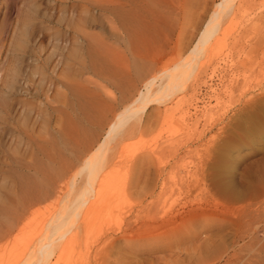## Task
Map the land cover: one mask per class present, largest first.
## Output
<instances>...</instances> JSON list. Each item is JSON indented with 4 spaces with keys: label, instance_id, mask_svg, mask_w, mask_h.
Returning <instances> with one entry per match:
<instances>
[{
    "label": "rangeland",
    "instance_id": "obj_1",
    "mask_svg": "<svg viewBox=\"0 0 264 264\" xmlns=\"http://www.w3.org/2000/svg\"><path fill=\"white\" fill-rule=\"evenodd\" d=\"M220 1L0 0V264L47 241L104 141L100 189L69 215L53 264H258L264 0H231L219 38L193 54ZM182 63L192 76L158 103L161 75ZM152 78L151 101L106 139Z\"/></svg>",
    "mask_w": 264,
    "mask_h": 264
},
{
    "label": "bare ground",
    "instance_id": "obj_2",
    "mask_svg": "<svg viewBox=\"0 0 264 264\" xmlns=\"http://www.w3.org/2000/svg\"><path fill=\"white\" fill-rule=\"evenodd\" d=\"M230 1L231 0H221L218 4H216L218 8L212 13L211 18L203 26V28L201 30V33H200V35L198 37L197 43L195 44V46L191 50V52L193 54L194 53L196 55L197 54H202V51H204L205 47L207 45H209V43L211 41H213L216 38V36H218V33H220V31H219L220 30L219 29V22L221 21V20H219L218 17L220 15V13H226V12H228L230 10V8L232 7L231 5H229ZM232 8H231V10H232ZM217 20H219V21H217ZM218 38H219V36H218ZM215 40H217V39H215ZM196 57L197 56H195V58ZM193 59H192V61H194ZM187 64H189V63H182V65L181 64L180 65L176 64V65H174L171 68V70L173 72L172 74L170 73V71L166 70V72H164L161 75L163 78L160 77V80H162L164 78L166 80H165L164 83L159 84V86H158V94H159V96H157V98L154 99L155 101H157L158 103H162L164 101L166 102V100L169 97H171L174 93H176L177 91L180 92V90H182V86L183 85H182V82H180V81H182L183 75H184L183 74L184 71L182 70V68L185 65L187 66ZM191 66L194 67V65H191ZM200 66H198V67H200ZM194 69H196V68L195 67L192 68L191 71L188 72V75L186 74L187 77H185L184 79H186V78L188 79L190 76H192L191 74L193 73ZM188 70L189 69H187V71ZM180 78H181V80H180ZM154 79L155 78H152L151 80H149L145 84V91H142V92L139 93V96L137 98V100L140 102V103H138V105L140 104L139 107L138 106L136 108L135 107H131V108L127 107L123 112H121V113H119L117 115V117L114 120V123L108 129L106 139L111 140L117 133H119L121 131V129H123V127L128 123V121L131 118L135 117L137 115V113L142 112L144 110L145 105L148 102L151 101V99H150V97H151L150 94L151 93H149V91H150L149 87L153 86L152 83L154 82ZM107 144H108V142L104 141L99 146L97 151L95 153H93V155L91 157L88 156V157H86V159H84L78 174L79 175H81L82 173L85 174V187H84L80 197L77 198V200L72 204L71 207L69 206L68 214L67 215H63V216L59 215L57 217V219L53 220L54 222H50V223L47 224V229L49 230L48 231L49 233L44 238L47 241L45 243H42V244L39 243L40 245L38 244L39 247L36 249V254L34 253L35 256L33 254V251H31V253H30L31 257L29 255H25L24 256L25 258H22L21 260L17 261L15 264H53L52 263L53 262L52 259H53V254L55 252L54 248H56L55 247L56 243H54V242L56 240L58 241V238H62L63 236H65L66 232H64V231L60 232V230L66 225L69 215L71 213L77 211L78 208H81V207H83L86 204L87 201L84 199L85 195L91 197L92 194L93 195L97 194L99 189H100L101 185L95 184V182H96L97 178H99L98 177V173L100 172V170L103 169L104 165L106 164L105 163L106 161H105V158H104V153L106 151V145ZM155 169H156L157 177H154V178H150L149 177L146 180H144V183H143L144 188H148L147 190L146 189L145 190L146 191L150 190V195H153V192L156 189L155 187L157 185V182L159 181V178H162L161 176H162V173H163V170H164L162 167L161 168H157L156 167ZM97 182H98V180H97ZM71 184H73V181H72ZM94 185H96L97 187L94 186ZM159 186H160V190H162V188H164L163 187V181H161ZM130 188H134V182L130 186ZM216 203H217V200H216ZM216 206H217V204H215L214 207H216ZM80 214H79V211H78L74 215L77 218V216H80ZM132 222H130L127 225L129 228L132 227L131 226ZM54 236H56L57 239H55L56 237L54 238ZM131 238H132V236H127V235L125 236L126 240H130ZM111 239H112V237H111ZM214 241L215 240L212 239V238H208V239L204 240V242H203L204 244L203 245H204V251L205 252L206 251H209V252L211 251L212 252V250L217 248L218 244H216V242L214 243ZM176 246L178 247V245H176ZM32 254H33L34 257L32 256ZM254 260H256L255 263L264 264V256H261L260 258H256Z\"/></svg>",
    "mask_w": 264,
    "mask_h": 264
}]
</instances>
